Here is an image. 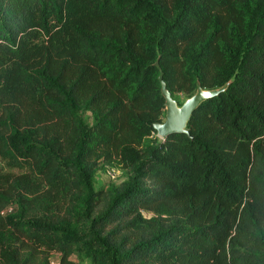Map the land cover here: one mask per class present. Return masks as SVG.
<instances>
[{
	"label": "trees",
	"instance_id": "obj_1",
	"mask_svg": "<svg viewBox=\"0 0 264 264\" xmlns=\"http://www.w3.org/2000/svg\"><path fill=\"white\" fill-rule=\"evenodd\" d=\"M157 60L173 96L232 80L162 140ZM102 163L132 176L92 217ZM76 248L264 264V0H0V264Z\"/></svg>",
	"mask_w": 264,
	"mask_h": 264
},
{
	"label": "rangeland",
	"instance_id": "obj_2",
	"mask_svg": "<svg viewBox=\"0 0 264 264\" xmlns=\"http://www.w3.org/2000/svg\"><path fill=\"white\" fill-rule=\"evenodd\" d=\"M174 97L178 100L179 104H183L187 98L190 96L186 93H175ZM81 115L83 119L91 124L93 122V115L90 111L81 110ZM156 136L159 139H163L158 134ZM131 173L127 169L121 168L118 164H100L99 169L94 178V188L97 191H101V196L98 199V202L95 204V211L92 213V217H95L98 213H100L109 199L114 197L118 192H120L123 188L127 186L130 181ZM15 210L14 207L7 210L6 213L13 212ZM80 214H75L71 218L65 217L64 222L73 232L76 233H84L88 231L90 226L89 218H78ZM77 251L72 256L73 260L80 264H108L100 258L94 259L92 256H89L87 253L83 251H79L80 248H76Z\"/></svg>",
	"mask_w": 264,
	"mask_h": 264
},
{
	"label": "water",
	"instance_id": "obj_3",
	"mask_svg": "<svg viewBox=\"0 0 264 264\" xmlns=\"http://www.w3.org/2000/svg\"><path fill=\"white\" fill-rule=\"evenodd\" d=\"M156 65L160 69L159 80L161 82L162 95L165 98L166 116L163 121L156 122L154 127L157 130V134L163 139L174 133H188V123L194 112L203 102L224 92L232 82L230 80L219 88L207 89L203 88L198 81L196 93L180 105L167 87L159 60H157Z\"/></svg>",
	"mask_w": 264,
	"mask_h": 264
},
{
	"label": "built area",
	"instance_id": "obj_4",
	"mask_svg": "<svg viewBox=\"0 0 264 264\" xmlns=\"http://www.w3.org/2000/svg\"><path fill=\"white\" fill-rule=\"evenodd\" d=\"M11 208H8L7 210H9ZM6 210V212H7ZM59 259H60V254L59 253H55L52 257H51V263L52 264H59Z\"/></svg>",
	"mask_w": 264,
	"mask_h": 264
}]
</instances>
